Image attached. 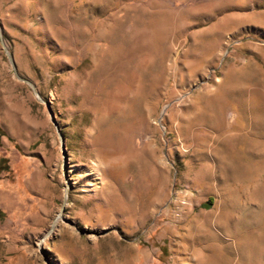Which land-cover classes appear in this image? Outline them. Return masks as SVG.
<instances>
[{
    "label": "rangeland",
    "instance_id": "1",
    "mask_svg": "<svg viewBox=\"0 0 264 264\" xmlns=\"http://www.w3.org/2000/svg\"><path fill=\"white\" fill-rule=\"evenodd\" d=\"M0 128V264H264V0H0Z\"/></svg>",
    "mask_w": 264,
    "mask_h": 264
},
{
    "label": "trees",
    "instance_id": "2",
    "mask_svg": "<svg viewBox=\"0 0 264 264\" xmlns=\"http://www.w3.org/2000/svg\"><path fill=\"white\" fill-rule=\"evenodd\" d=\"M2 135V132H1V128H0V137ZM0 145H1V142H0ZM8 163H7V159L5 157H1L0 158V173L3 172V171H7L8 170Z\"/></svg>",
    "mask_w": 264,
    "mask_h": 264
},
{
    "label": "water",
    "instance_id": "3",
    "mask_svg": "<svg viewBox=\"0 0 264 264\" xmlns=\"http://www.w3.org/2000/svg\"><path fill=\"white\" fill-rule=\"evenodd\" d=\"M7 54H8V53H7ZM8 58H9L10 62L13 64L12 58H11V56H10L9 54H8ZM17 76H18V75H17ZM22 80L28 82L29 85L33 88V90H34V92L36 93V95H38L37 92H36V90H35L34 87H33V84H32L30 81H28V80H26V79H22ZM47 104H48V103H47ZM48 108H49V105H48ZM49 110H50V109H49ZM50 112H51V111H50ZM51 115H52V112H51Z\"/></svg>",
    "mask_w": 264,
    "mask_h": 264
}]
</instances>
